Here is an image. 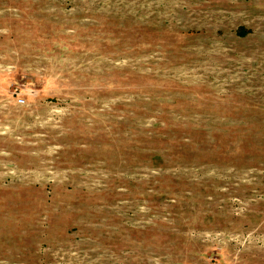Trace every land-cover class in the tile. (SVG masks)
I'll use <instances>...</instances> for the list:
<instances>
[{
    "label": "rangeland",
    "instance_id": "obj_1",
    "mask_svg": "<svg viewBox=\"0 0 264 264\" xmlns=\"http://www.w3.org/2000/svg\"><path fill=\"white\" fill-rule=\"evenodd\" d=\"M0 264H264V0H0Z\"/></svg>",
    "mask_w": 264,
    "mask_h": 264
}]
</instances>
